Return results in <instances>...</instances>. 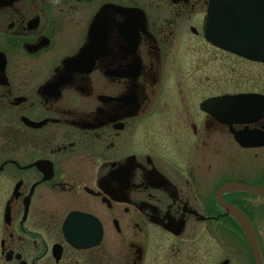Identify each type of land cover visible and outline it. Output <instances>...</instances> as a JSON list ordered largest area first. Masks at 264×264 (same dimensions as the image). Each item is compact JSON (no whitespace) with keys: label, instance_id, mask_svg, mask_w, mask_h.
<instances>
[{"label":"flooded vegetation","instance_id":"1","mask_svg":"<svg viewBox=\"0 0 264 264\" xmlns=\"http://www.w3.org/2000/svg\"><path fill=\"white\" fill-rule=\"evenodd\" d=\"M222 2L0 0V264H256L215 160L264 161L234 138L264 133V63L205 39L209 7L235 11ZM237 95L263 96L233 107L254 122L222 121ZM222 199L264 264L252 196Z\"/></svg>","mask_w":264,"mask_h":264},{"label":"water","instance_id":"2","mask_svg":"<svg viewBox=\"0 0 264 264\" xmlns=\"http://www.w3.org/2000/svg\"><path fill=\"white\" fill-rule=\"evenodd\" d=\"M230 1L238 2L243 0H230ZM246 1H247L246 3L240 2V4L237 3L235 6L231 7L234 8L235 11L229 10L226 12H221V7H217V6L211 7L209 9L210 15L209 17L206 18L207 24L209 26L206 31L208 40L230 51H235L233 47V39L236 37L239 38L252 37L254 38L253 40L257 39L256 41H261L260 37H258L257 34L258 33L261 34L264 32V0H246ZM233 14H234V18L228 19V17ZM222 16H224L225 18L224 21H222L223 20ZM222 24L225 25L224 33L221 30ZM228 25L231 26L230 29L227 27ZM234 25H235V30L233 28ZM242 56L256 62L264 63V52L263 53L251 52L250 54H242ZM245 99H249V97L248 98L244 96L226 97L224 98L223 101L224 103L228 104V107L231 110L238 102L244 103ZM253 100L254 98H251L252 102ZM254 121L255 119H226L224 122L228 124H232V123L243 124V123H251ZM241 134L246 140V141H242L239 139L240 141L239 143L242 147L252 148V147H258L264 145V134L261 132L259 133L242 132ZM229 191L245 192L255 196L264 197V188L251 187L239 183H228L225 184L218 191L216 195L219 205L222 208H224L229 214H231L235 218L237 223L240 225L241 230L248 243L251 254L256 264H262L258 242L249 219L241 210L225 203L222 199V195ZM74 218H75L74 216L69 217V219L71 220H69L68 225L73 223ZM96 236H97V240H99L101 236V230L99 226ZM68 238L72 244H75L72 241L73 239H71L70 235H68Z\"/></svg>","mask_w":264,"mask_h":264},{"label":"rangeland","instance_id":"3","mask_svg":"<svg viewBox=\"0 0 264 264\" xmlns=\"http://www.w3.org/2000/svg\"><path fill=\"white\" fill-rule=\"evenodd\" d=\"M226 65L229 69L232 68L231 63L226 61ZM257 80L262 82V77L264 74V69L257 67L256 69ZM224 80L229 82L233 81V77L225 76ZM249 153L240 149L232 148L230 153L226 150L224 154H221L218 157L217 163L221 161V165H230L234 167V178L231 180L248 185L251 187L264 188V161L253 160L248 158ZM251 159V160H250ZM260 160V159H259ZM224 165H223V164ZM225 176H230L229 174H224ZM222 175L220 178L224 177ZM251 203L253 206H250L249 209L253 216L258 219L264 217V198L261 197H252ZM211 200L209 199V202Z\"/></svg>","mask_w":264,"mask_h":264}]
</instances>
